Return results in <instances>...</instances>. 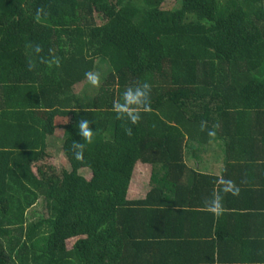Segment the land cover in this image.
<instances>
[{"label": "trees", "instance_id": "obj_1", "mask_svg": "<svg viewBox=\"0 0 264 264\" xmlns=\"http://www.w3.org/2000/svg\"><path fill=\"white\" fill-rule=\"evenodd\" d=\"M165 2L0 0V264H256L216 253L264 225V0ZM143 83L149 110L117 119Z\"/></svg>", "mask_w": 264, "mask_h": 264}, {"label": "clouds", "instance_id": "obj_2", "mask_svg": "<svg viewBox=\"0 0 264 264\" xmlns=\"http://www.w3.org/2000/svg\"><path fill=\"white\" fill-rule=\"evenodd\" d=\"M42 9L37 10V16L40 15ZM41 49L39 47L35 48V52L39 53ZM55 63H59V61H54ZM31 69V65L29 66ZM86 79L93 85L96 86L99 83V77L97 74L93 72L85 73ZM149 92L150 86L147 83H143L141 85H137L132 88H128L122 95V103H118L115 105L116 118L117 119H126L131 123L135 124L139 119V110L143 109L144 111H148V103H149ZM78 135L82 138V142L74 141L72 144V156L76 161H81L84 157L85 144L92 143L93 138V130L90 127V121L88 119H82L78 125ZM129 134H131V130L129 129ZM214 132H209V135H214ZM226 184H230V181H226ZM229 188H225L224 191H229ZM238 191V190H237ZM236 192H233L235 195ZM220 207L219 197L211 203V210L216 211Z\"/></svg>", "mask_w": 264, "mask_h": 264}, {"label": "crops", "instance_id": "obj_3", "mask_svg": "<svg viewBox=\"0 0 264 264\" xmlns=\"http://www.w3.org/2000/svg\"><path fill=\"white\" fill-rule=\"evenodd\" d=\"M227 203H229L228 200H226ZM216 213V216H220L221 213H223V217L227 220L224 224V228L226 230H232V228H236L234 225H237V222H232L228 221L230 220V213H236L237 212L235 210L229 209V210H223V212L221 211L220 207L214 211ZM251 215V214H249ZM253 215V214H252ZM234 226V227H232ZM242 228L240 229H245L248 233V238H228L227 237V241L223 242L225 245H227L229 248L224 247V251H218V253H216V259H219L222 261H224L225 263H233V262H238L241 263V261L244 258H247V260H249V262H253L256 264H264V237H262L263 240H258L256 237L258 235V233H261L264 231V225L261 222V220H250L246 223H244L243 226H240ZM262 227V229H261ZM233 233V232H231ZM257 233V234H256ZM227 236L231 237V234L227 233ZM255 241L257 243H255ZM245 242H247L248 244H246Z\"/></svg>", "mask_w": 264, "mask_h": 264}, {"label": "rangeland", "instance_id": "obj_4", "mask_svg": "<svg viewBox=\"0 0 264 264\" xmlns=\"http://www.w3.org/2000/svg\"><path fill=\"white\" fill-rule=\"evenodd\" d=\"M177 7H178V0H166L165 4L163 6V9L172 10V9H176ZM62 133H63L62 130H57L55 137L61 136ZM57 147H59V146H57ZM57 150H59V149H57ZM59 151L60 152L54 158L53 163L55 164L56 167H58V169L66 168V169L70 170V165L67 161V157L65 156L64 153H62L61 150H59ZM81 174L84 176H90L89 171L85 170V169L81 171ZM149 190H150V186L147 182L140 181L138 179L133 180L131 185H130V188H129L128 199H130V200L144 199L147 196ZM39 203L40 204H38L37 206H35L33 209H31L29 211V214H33L35 211H41L44 209V204L42 202H39ZM32 219H34V218H32Z\"/></svg>", "mask_w": 264, "mask_h": 264}]
</instances>
